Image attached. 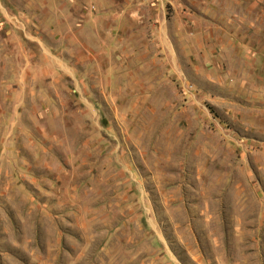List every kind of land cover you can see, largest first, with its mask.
Masks as SVG:
<instances>
[{"label": "rangeland", "instance_id": "rangeland-1", "mask_svg": "<svg viewBox=\"0 0 264 264\" xmlns=\"http://www.w3.org/2000/svg\"><path fill=\"white\" fill-rule=\"evenodd\" d=\"M0 264H264V0H0Z\"/></svg>", "mask_w": 264, "mask_h": 264}]
</instances>
